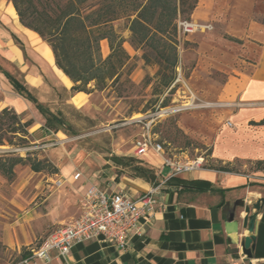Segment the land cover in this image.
<instances>
[{"label": "crops", "instance_id": "crops-1", "mask_svg": "<svg viewBox=\"0 0 264 264\" xmlns=\"http://www.w3.org/2000/svg\"><path fill=\"white\" fill-rule=\"evenodd\" d=\"M196 8L193 15L199 14ZM250 27L251 35L260 43L259 56L225 84L233 102L225 101L222 105L233 104L235 110L230 111V125L222 124L223 129L212 140L210 157L216 164L208 161L203 168L171 177L174 179L169 178L161 185L153 214L140 219L139 233L132 235L126 248H118L102 237L85 239L73 243L66 256L54 252L49 261L37 264L264 263V204L255 218L252 259L241 253L239 238L248 231L241 227L240 219L245 213L238 207L242 200L251 206L264 198V169L254 168L251 174H246L234 167L237 160H264V143L258 142L264 138V123L259 124L264 119V26ZM7 73L68 125H78L79 117L94 106L92 93L71 90L73 83L56 66L48 43L22 25L9 0H0V111L8 107L21 121L25 116L28 121L39 114L42 121L39 127H34V122L28 127L30 134L39 128L44 135H64L63 127L56 132L45 131L44 117L30 100L15 91ZM134 141L130 147L121 148L120 140L114 138L107 145V154L95 148L82 149L76 156L68 154L59 171L48 177L55 186L46 199L49 208L46 220L58 227L78 217L81 196L92 185L107 194L126 193L135 200L154 184L166 180L170 173L164 176L167 166L161 156L152 148L136 156ZM128 158L139 161L131 164ZM137 164L153 168L156 176L148 179L136 174L133 167ZM223 165L232 171L214 168ZM76 172L80 173L78 179L73 176ZM234 207L239 219L237 236L226 228L228 212ZM36 229L27 222L6 226L3 241L7 249L30 251L44 238H36ZM17 264H21L20 259Z\"/></svg>", "mask_w": 264, "mask_h": 264}, {"label": "rangeland", "instance_id": "rangeland-1", "mask_svg": "<svg viewBox=\"0 0 264 264\" xmlns=\"http://www.w3.org/2000/svg\"><path fill=\"white\" fill-rule=\"evenodd\" d=\"M196 9L199 14L193 15L194 9L189 19L207 22L211 29L187 35L177 31L179 60L169 86L160 84L154 56L148 54L151 60L147 64L142 59L143 49L129 45L128 19L119 18L112 26L124 39L129 62L114 84H107L103 90L94 89V82L87 85L94 106L79 117L78 125L65 123L64 135H44L39 128L30 134L28 130L26 142L21 145H0V155L11 152L33 161L42 160L46 165L42 171L34 172L25 162L16 165L9 178L0 173V264H17L26 250L7 249L3 241L6 226L27 222L37 228L36 238L54 230L56 225L46 220V199L55 186L48 177L59 171L65 157L92 148L107 154V145L114 138L120 140L121 148L130 147L141 132L137 118L153 119L152 133L167 155L185 160L202 156L205 163L216 164L210 157L212 140L223 129L222 124L231 121L230 111L235 110L232 103L222 105L233 102L225 84L259 56L260 43L251 35L250 26H264V0H198ZM100 46L105 58L110 51L107 40L101 41ZM178 77L180 80L175 82ZM40 117L33 116L34 127H39ZM13 141L21 143L16 138ZM261 141L264 143V138L258 140ZM254 162L237 160L234 167L251 174ZM168 172L166 167L164 176Z\"/></svg>", "mask_w": 264, "mask_h": 264}, {"label": "trees", "instance_id": "trees-1", "mask_svg": "<svg viewBox=\"0 0 264 264\" xmlns=\"http://www.w3.org/2000/svg\"><path fill=\"white\" fill-rule=\"evenodd\" d=\"M15 8L19 21L33 30L52 48L54 62L70 78L74 92L90 93L87 85L94 82V89L103 90L107 84L119 81L121 70L129 62V54L123 46V37L115 32L112 22L127 18L130 31L129 45L142 48V59L148 64L152 54L162 87L171 84L178 65L176 22L189 20L198 0H9ZM107 40L109 53L102 57L100 42ZM14 89L30 100L44 117L46 132H56L65 121L40 104L16 78L6 74ZM163 105H166L165 103ZM32 120L22 122L10 108L0 111V145H17L26 142L28 127ZM264 119L259 122L263 124ZM7 134L11 136H7ZM14 138L21 143H15ZM117 160V157L113 156ZM131 164L138 159L128 158ZM29 163L34 172L46 168L42 160L19 157L14 153L0 155V173L7 178L13 175L16 165ZM216 170L232 171L226 165L214 166ZM256 169H264V160L255 162ZM136 174L148 179L156 176L153 168L137 164ZM52 172H56L53 168ZM170 178L169 180H173ZM184 184L192 182L183 181ZM207 184V183H206ZM24 251L20 260L29 255Z\"/></svg>", "mask_w": 264, "mask_h": 264}, {"label": "built area", "instance_id": "built-area-1", "mask_svg": "<svg viewBox=\"0 0 264 264\" xmlns=\"http://www.w3.org/2000/svg\"><path fill=\"white\" fill-rule=\"evenodd\" d=\"M210 29L211 25L207 22L180 18L176 22V30L182 35ZM179 80L178 77L175 82ZM136 121L140 123L141 132L134 141L135 155H142L152 148L163 159V165L168 167L170 176L163 182L154 184L150 191L141 194L135 200L123 192L107 194L97 185L90 186L79 201L80 214L78 217L67 225L55 227L30 250L29 255L20 260L21 264L47 262L54 252L59 256H66L76 241L97 237H102L118 248H126L132 235L139 233L140 219L153 214L157 206L156 192L160 186L171 177L205 166L206 163L202 156H197L193 160H185L167 155L163 144L152 133L153 119L137 118ZM227 124L230 125V122ZM73 176L78 179L80 173L76 172ZM59 183L60 181H57V184Z\"/></svg>", "mask_w": 264, "mask_h": 264}, {"label": "water", "instance_id": "water-1", "mask_svg": "<svg viewBox=\"0 0 264 264\" xmlns=\"http://www.w3.org/2000/svg\"><path fill=\"white\" fill-rule=\"evenodd\" d=\"M264 204V198H259L253 205L248 206L245 205L244 201L242 200L241 203L238 205L239 208L243 209L245 213L243 217L240 219L241 227L247 229L248 234L243 237L239 238L240 246H241V253L246 256L248 259H252V251L254 249V239H255V218L258 214V211ZM229 216L227 217L226 221V228L227 230L237 236L238 226H239V219L236 218V207H234L231 211L228 212ZM240 213V212H239ZM264 264V263H262Z\"/></svg>", "mask_w": 264, "mask_h": 264}, {"label": "bare ground", "instance_id": "bare-ground-1", "mask_svg": "<svg viewBox=\"0 0 264 264\" xmlns=\"http://www.w3.org/2000/svg\"><path fill=\"white\" fill-rule=\"evenodd\" d=\"M190 105V104H189Z\"/></svg>", "mask_w": 264, "mask_h": 264}]
</instances>
